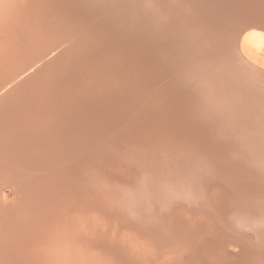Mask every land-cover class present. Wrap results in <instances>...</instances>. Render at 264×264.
<instances>
[{
    "label": "bare ground",
    "instance_id": "6f19581e",
    "mask_svg": "<svg viewBox=\"0 0 264 264\" xmlns=\"http://www.w3.org/2000/svg\"><path fill=\"white\" fill-rule=\"evenodd\" d=\"M249 2L251 1L75 0L68 2V0H51L46 2L45 0H0L1 82H4V80L13 81V78L18 73L19 69L21 73V63L23 62V60L26 61V58L28 60H31V58L33 60L34 57L38 58L39 56H42L48 50V48L50 50L51 46L52 50L56 46H62L61 48H63L62 50L60 49L61 52L58 55L56 54V51L58 50L53 51L56 54V58H51V56L55 54H51L47 51L51 54L50 58L48 56L50 60H46H49L47 63H44L43 66H41V64V67L38 66L40 69H38L37 67V71H35L36 69L33 70L35 71V73H31L32 75L27 82L22 81L21 83H16V85L12 88L10 87L12 84L9 83L10 90L2 94L3 98L0 99V106H3L0 107V175L4 176V179H6V177H13H11L10 174L11 172H13L12 168L15 165V161L13 162L14 158L11 159L13 157L14 150L20 151L23 162L31 167L32 165L40 163L43 166L45 165V163L47 164V162L52 159H55V161H59L60 156L62 157V155H66V160H68V162L63 160V156L62 160L64 162L59 163L57 168L58 170L59 166H63V171H59V169L58 172L54 175V182L58 186H56V188H61L66 183H68V180H70L73 175V180L75 179L80 183H82L83 181H87L86 183H88V185L92 187L94 179L93 181H91L92 178H88V175L90 173H93V175L95 174L94 172L99 169L98 164L104 157L105 159H109V156L120 157L123 159V162H133V159L137 157V155L135 154L137 150L134 148L136 151L134 152V149L130 145L133 144L136 146V144H143L145 148V145H147L148 142L150 144V142L152 141L151 144H153V141L156 139L158 143V140L160 139L161 143L163 144L159 143V145H161L162 147L164 146L165 148H158V144L157 148L159 150L157 148L154 149V147L149 146L155 151L153 152V150L151 149L152 151L150 153H153L151 157H149L151 154H146V156H144L146 157V159L142 163L143 165L141 166V170H143L146 175L148 173V175L146 176V181H142V178L145 179V174L143 175L140 170L139 172L142 173L140 176L141 180L138 179L139 177L135 178L136 182L137 179L142 182H140V185L137 184L138 186H141L139 187V192H137V190L135 189L137 195H131L133 197L128 196L130 198L127 199L123 198V200H128L124 203L123 208V210L126 208V214L129 211L130 213H134L135 215L136 212L138 217L137 211H140L142 213L145 209L146 211H148L146 212V214L142 215V217L148 218L145 224V229L151 230L153 232H150L152 233V235L154 233L159 234L162 231L164 232L170 229V227L167 229L166 227L164 228L162 225H160L161 220L159 219V212L157 211L162 204H160L159 207L154 204L152 192L158 190L157 192H153L156 195V193H158L162 189H164V191H166V189L163 187L158 188L157 186H177L176 188L174 187V192H171L176 193L177 196H182L184 193L183 191L186 189L184 188V183L190 177H195L194 179H196V181L194 182L197 183L195 192L197 193L198 199L195 203L198 208L204 209L208 206L207 202L209 200V192L211 191H209L208 188V183H210L208 182L209 178H216L218 176V173L221 171V169L224 168V166H226L228 169V171L226 170L227 174L230 173L229 175H232V178L229 177L230 180L227 182L225 180L226 178L221 177V179L224 180L222 183H227L226 186H223L225 188H228L227 191L229 192L230 196L231 194L232 196L234 194H239V191L241 190L238 189L246 188L245 195H247V197H243L244 201H242V203L244 204V202H248L251 208H263L264 119L263 121H261L263 124L262 129L260 130L258 126H256L257 124L253 125L252 123H255V120L258 116H262L261 118H264V99L262 97H259L258 100L253 103V105L259 108L254 112L253 110H250L248 108L241 107L243 106L241 100H239V103L241 105H239L238 108V102L236 100L239 99L238 93L241 92L239 88L242 86V88L244 89L250 86V74L245 68V63L250 65L257 64L264 67V61L261 60V58L263 57L261 51H264V23L249 22L248 20H245L247 23L246 26L241 25V27H237L238 20H241L235 18L238 15V12L240 11L241 14H244L247 13L246 11L253 8V5H251ZM255 2L256 3H254V7H258V2ZM46 5L48 6V8L49 6H51L52 8L53 6H55L54 10L50 9V11H48L49 9L44 8ZM73 13H75L76 15H74ZM36 16L38 17V20H35L36 22H34L33 18H35ZM118 20L122 22L125 21L124 25L122 24L120 26V22H118V25H116L115 23ZM122 27L125 28L123 29V31L127 30V27H131L132 32L130 31L131 33H129V35H123L125 33H123L122 31L120 33ZM234 28L238 30H236V33H238L233 35ZM100 31L102 33H99ZM108 37L110 40H114L115 42H105L106 39V41H108ZM206 44H208L207 46L210 45V49H206ZM87 45L89 46L87 51L83 53L79 52L82 47L84 48ZM106 47L107 50L112 51V53L108 54L106 51H104ZM173 52L175 53L174 55H172ZM176 53H178V57ZM104 55H108L110 57H105ZM233 62H238L237 67L232 68ZM191 63H194V66L192 68L189 67L191 66ZM186 67H189L190 69L188 72L185 71V69H187ZM131 69H136V71H133V73L135 72L134 75H131V73L129 72H132ZM193 69H196L197 71H204L205 73L201 72V75H195L193 73ZM249 71H252V69H249ZM128 72L131 76H133L132 79L130 78V83L137 82V80L140 81V79H142L146 80L149 84L142 82L145 85H143L142 83L138 85V81L136 83L137 85H135L136 87L134 88V86L131 85L132 83L130 84L128 81ZM22 73V75L17 74L16 76L20 75L22 77L25 74L23 70ZM20 76L19 79L17 78L16 80L19 81L21 79ZM24 77L25 76H23V78ZM109 77H116V79H119L121 82L124 81L128 83L123 84L124 86H118L119 88L116 89H112V86L105 87L103 82L105 80L107 81V78ZM156 85L158 86V89L156 88L155 90ZM126 86H129V88H131L132 86L134 89L129 90ZM5 87L8 88V85L5 84L4 88ZM149 87H152L153 90ZM135 89L139 90V92L137 93ZM141 91L142 93H140ZM244 94L242 93L240 95V99H244ZM160 98H164V100H167L164 102L165 105L161 102ZM249 105L250 104H248V106ZM186 108L187 110L185 111H187V114L184 117L182 116V114L184 109ZM237 108L242 112L234 113ZM136 114L138 115L136 116ZM151 118H154L153 121ZM102 127L104 128V131H102V133L105 135L104 137H107V139H109L107 142H110V145H108L107 147H103V145H101L98 150L93 151V149L96 148L94 146L97 145V136L101 135L100 134L96 136V132L99 128ZM90 132H95V135L92 133L90 134ZM171 133L173 137L170 138L169 135H171ZM149 134L150 137L148 136ZM84 140L89 149H87V147H84L83 149V144L81 142H83ZM114 140H116V142ZM242 145L244 147L243 149H241ZM137 146L138 147L136 148L140 150L141 146ZM91 147L94 148L92 149ZM144 148L143 150H145ZM82 149H92L91 151L93 152L86 154L87 152L85 150L84 152H86V155L83 157L84 152H81L83 154L82 156L80 153ZM166 149L170 154V157L168 160L166 159L165 161H162L160 158L163 157L162 154L164 153V150L166 151ZM240 149L241 151H237ZM183 151L187 153L185 154ZM210 153L212 154V157H209V155H211ZM144 154L145 153L143 152V155ZM134 155L136 156L134 157ZM65 162L67 163L64 164ZM20 167L22 168L23 166ZM51 171L53 170L51 169ZM76 171L87 173V175H85V177H80L79 175L81 173L78 175V172L76 173ZM204 171L207 173L210 172V175L213 176H204L202 174L204 173ZM224 171L225 170H223V172ZM38 173L39 174L36 179L32 178L34 181L32 184L30 183L31 185L24 187L23 189H21L22 187H20V191H24V194L20 193L22 196H24V201L22 200L24 203H22L21 200L18 201L20 204L17 202L18 205L16 204L17 206H15L12 211H5V208H2L3 205L0 206V235L3 234V236H1L3 237V239L1 238L3 242L0 244V264H42V261L47 260H54L61 263V258L63 259V261H66V259H70L71 263L68 264H116V262H113L111 258H107L108 256H102L103 254L105 256V254L112 253L111 247L113 246L114 242L112 238L113 236L110 238V241L108 239V244L104 240L103 242L101 241L102 243L105 242L104 244H106V246L104 247L100 244L101 246H103V251H100L99 247L98 251L96 250L97 253L99 252L97 254L93 252V250L95 249L92 248V243V246L90 245V248L92 249L86 247V245L88 246L90 244L89 241H85L88 240L89 237L84 238V241L81 240L79 242L77 241L79 238H75V236H78L76 230L75 233L77 235L74 236V234L70 232L72 230L68 229L69 227H67L68 230L64 229L63 231V228L60 226L62 225L64 227L63 221H66L67 217L65 218L66 215H64V220L62 217H60L62 219H60L59 221V214L57 210L60 211V209L63 208L62 212H64V209H66L67 207L69 209V206L72 205V201L75 197H77L76 200L82 199L83 196L81 195L84 193L85 189H79L78 187L71 190L70 181V185H67L70 186L68 187L69 189H66L67 187L65 189L61 188L62 190H59L61 194H59L58 192V196L62 195L63 193V198H66H60L61 200L58 199L57 201L56 197L55 199H50V197L47 196L45 199H42L41 195L42 200H39L40 202H38L40 204L43 201V203L41 204L40 208V206L36 205L35 200L33 199H35L36 192L39 189L47 188H45V183L42 181L48 175L41 174L40 172ZM52 173L54 174V172ZM140 173L138 174L140 175ZM68 174L71 175V177H69ZM223 174L220 175H223V177L227 176V174ZM99 175L101 177L100 173ZM87 178L90 180H88ZM103 178H106V176ZM109 179L110 177L108 178V182L104 184V186L106 185L109 187L110 184L107 185L109 183ZM73 180L72 186L74 182ZM158 180H160V182ZM110 181H112V179ZM84 182L82 183L83 185H80V187L84 186ZM11 183L19 185L21 181H12ZM90 183L92 184L90 185ZM11 185H13V188H15L14 184ZM211 186L212 184L210 185V188ZM135 187L137 186L135 185ZM101 188H103V186ZM151 188L152 190L154 188L157 189L150 192L149 189ZM93 190L94 188L92 189V191ZM92 191L89 193L91 194ZM99 191L101 190L99 189ZM147 191H149L150 193ZM215 191L213 192V194L215 193ZM114 192L115 191H113V193ZM116 192H118V194H116ZM116 192L114 193L115 195L111 194L112 197L116 195L118 196L119 194H124L119 193L121 192V190ZM107 193L108 191L106 192V195ZM44 194L46 195V192ZM104 194L102 195L101 193L100 195H102L103 197ZM161 194H157V197H159L158 195L161 196ZM170 194L168 195L170 196ZM100 195L98 194V196ZM79 196L81 197V199L78 198ZM93 196L91 194V199H93ZM240 197H242V195ZM232 198V202H230V205L234 203V196ZM110 199L112 198L110 197ZM154 199L156 198L154 197ZM116 200L114 202H116ZM178 200L179 199H177L176 201ZM238 200L241 201L242 198H238ZM92 201L91 204L90 201H87L88 203L86 205H92ZM101 201H107V199H100L99 202ZM239 201L236 200L235 202L238 203ZM33 203H35V206H38L40 209H38V207H35ZM158 203L160 202L157 201V205ZM0 204L3 203L0 202ZM52 204H57L56 210L55 208H52ZM105 204L106 203H101V205ZM219 204L222 203L220 202ZM225 204L226 203H223V205ZM97 205L100 204H98L97 202ZM121 205H123V203ZM168 205H164L162 208L164 209V207ZM187 205L189 206L190 204ZM215 205L217 204L215 203ZM118 206L121 207L119 204ZM193 207L194 206H192V208ZM9 208L11 209V207ZM78 208L79 206L77 207V209L72 208L73 211L77 210L76 212H78V214L76 215H80L81 213H83L82 209L79 208L78 210ZM92 208L90 211H92ZM104 208L106 210L105 206ZM151 208H154V210L151 211ZM155 208H157V210ZM239 208L242 207H238L237 204V209ZM231 209L228 210L231 211ZM87 210L89 209L87 208ZM99 210L98 208L96 209V211ZM105 210L103 209V212ZM116 210L117 209L114 210L115 213L117 212ZM80 211L82 212L79 214ZM100 211L102 212V210ZM107 211H109V209ZM188 212H190V210ZM193 212L196 211L193 210ZM209 212H211V210H209ZM66 213H68V210ZM109 213L111 214V211H109ZM237 215L239 216V214ZM242 215L245 214L243 213ZM84 216L82 215L80 217ZM170 216L171 215H169V219L172 218H170ZM198 216L200 219V215ZM134 217L137 221L138 219L136 218V216ZM207 217H209V215ZM241 217L242 216H240V218ZM133 218L130 220H133ZM212 218L215 220L214 217ZM224 218H227V216ZM135 219L133 220L134 222H136ZM61 220H63L62 223ZM82 220L83 218L81 219V221ZM124 220L123 223H125ZM221 220L219 222L222 224L223 222ZM247 220H249V218ZM51 221H53L54 223L52 230L47 226V224H49ZM73 221L75 222V220ZM143 221L145 222V218ZM174 221L175 220H173L172 222ZM227 221L228 220H226V222ZM76 223L78 222L76 221ZM196 223H199L198 220ZM115 224H117L116 228L120 226V223L118 224L116 222ZM129 224L132 225L134 223ZM221 224H218L219 227ZM66 225L67 224H65V226ZM209 225L211 226V224ZM212 225H214V223ZM88 226L89 224L87 225V227ZM177 226L180 227V225ZM177 226L174 225V227ZM91 227H93V225ZM108 227L107 231L110 232V230H108ZM221 227H223V225ZM100 228L101 227H99V229ZM137 228L139 230L140 226ZM142 229L139 230V232L144 230ZM243 229V231H245V227H243ZM260 229L261 226H259V230ZM55 230L57 231L55 232ZM138 230L136 232H138ZM234 230L236 231V229ZM180 231L181 233L177 235L178 238L174 235L175 237H170L172 238L170 239L169 236L171 234H166L170 239V244H173V242L175 241L176 244H174L173 247L177 246V248H179L182 246V249L184 246H186V248L184 249L186 251L183 252V255L189 256V259L185 260L186 257L184 258L181 252L179 253L176 250L177 248H172L173 250H175V255L171 256V258L176 257V259L172 263L171 259L170 264L192 263L190 256L193 257V250L195 246H199L195 245L199 240L198 239L195 241V238H198L197 236L190 237V235L185 232V227ZM232 231H227L228 236L230 235V233H234ZM116 232H119V230ZM227 232L224 233L227 234ZM260 232L263 231L260 230ZM111 234H109L108 236L110 237ZM166 234L164 233V235ZM244 234L246 235L248 234V232H244ZM56 235L60 237L59 241H54ZM142 235L143 233H141V236ZM259 235H261V233ZM121 236L122 234L120 235V237ZM135 236H137V234ZM150 236L151 234L148 235V237ZM210 236H212V234ZM154 237L155 238L151 236L150 238H146V240L153 242V244L151 243V245L153 246L151 249L153 254V258L151 260L153 262L151 264H159V262H161L160 260L164 256H161L162 249L164 248L161 247L162 245L160 246L162 242L161 239H164L166 236L162 237L160 234ZM254 237L256 238V236ZM244 238L240 237V239L242 240ZM140 239L141 237L138 240ZM203 239L201 238V240ZM90 241L94 242L95 240L90 239ZM96 242L94 243L96 244ZM166 242L167 241H165V243ZM248 242L253 243L251 241ZM224 243H226V241ZM74 244H80L81 246L80 248L75 247ZM170 244L168 243L169 246H171ZM257 244L259 245V242ZM164 246L167 247L165 244ZM222 247V244L209 247L207 251L205 250L207 253V257H205L206 259H196V257H194V263H197L200 260H204V262L206 260H211V263L215 264L219 259V262H222L221 259L223 257V254L225 253ZM118 248L120 249V247ZM130 249L133 250V248ZM260 249H262V245L260 246L259 250ZM124 250H126V248ZM91 251L93 252V254ZM205 251H202L203 254L205 253ZM71 252L76 253V259L74 258L75 260L73 259L74 255ZM68 253L72 255H69ZM165 253L168 255L167 252ZM79 257H82L84 259L80 263H78V261L82 260V258ZM118 259H120V261H117V263L119 264L120 262H122L121 260L125 261L126 257L124 254H121ZM141 259H143V257ZM254 261H259L258 263L264 264V259L261 257L256 258ZM132 262L133 261L131 260L128 263L132 264ZM135 262L137 263V261ZM149 262H145V264H149ZM125 263L126 261L124 262V264ZM139 263L142 264V260ZM168 263L169 262H167V264ZM205 264H208V262Z\"/></svg>",
    "mask_w": 264,
    "mask_h": 264
},
{
    "label": "rangeland",
    "instance_id": "374dc122",
    "mask_svg": "<svg viewBox=\"0 0 264 264\" xmlns=\"http://www.w3.org/2000/svg\"><path fill=\"white\" fill-rule=\"evenodd\" d=\"M46 2L47 1H51V0H45ZM51 6H49V8H48V6L46 5L44 8L45 9H49L48 11H50V9L52 10H54V7L55 6H53V8L51 7ZM44 9V10H45ZM173 13V12H172ZM74 15H75V13H73ZM34 19V22H36L35 20H38V17L36 16L35 18H33ZM105 20V19H104ZM100 22H102V21H100ZM118 22H120V26L123 24L124 25V23H125V21L124 22H122V21H120V20H118L115 24L116 25H118ZM80 24V23H79ZM102 24V23H101ZM132 25V24H131ZM131 25H128V26H131ZM101 27V26H100ZM129 28V29H128ZM122 30H120V33H121V31L123 32V33H125V34H123V35H126V34H128L129 35V33H131L132 32V28L131 27H127V30H125V31H123V29H125V28H121ZM131 31V32H130ZM99 33H102L101 31L99 32ZM104 34V33H103ZM113 39H115V38H113ZM107 40V39H106ZM105 40V42H108V43H110V42H115L114 40H110L109 39V37H108V41H106ZM64 45H65V43H64ZM64 45H63V47H64ZM208 44H206V49L208 50V49H210L209 48V46H207ZM53 47H55V46H53ZM62 46H56L53 50H52V46L50 47V50H49V48H48V52H50L51 54H55V52H53V51H55V50H58V51H56L57 53V55L58 54H60V52H61V50L63 49V48H61ZM88 45L87 46H85L84 48L82 47L81 49H80V51L79 52H81V53H83V52H85V51H87V49H88ZM205 47V46H204ZM61 49V50H60ZM174 50V49H173ZM175 50H176V48H175ZM46 51V52H47ZM104 51H106L108 54H110V53H112V51H110V50H107V47L104 49ZM44 53V55H42V56H39L38 58L36 57V58H33V60H32V58H31V60L29 59H25L27 62H26V64L24 65V63H21L22 64V70H23V72L25 73L23 76H25L24 78H23V76L21 77L20 75H22L23 73H22V70H21V73H20V69L18 70V73L17 74H20L19 76H20V78L22 79H20L19 81L18 80H16L17 78L19 79V76H16L15 74V77L13 78V81H8V80H4V82L2 83L1 81H0V99H2L3 98V93H6V91H9L10 90V87L12 88L13 86H15L16 85V83H21L22 81H24V82H27L28 81V79L30 78V76L32 75V74H34L35 73V71H37L38 69H40L38 66H40L41 64V66H43V64L44 63H46V60L47 59H49L50 58V56H51V54L50 53ZM78 52V51H77ZM56 54L55 55H52L51 56V58L53 57H55L56 58ZM175 53L173 52L172 53V55H174ZM178 53H176V55H177ZM261 54L263 55V57H264V51H261ZM48 56H49V58H48ZM105 57H110V56H108V55H104ZM179 55H177V57H178ZM40 57H41V60H40ZM261 58V60L262 61H264L263 59L264 58ZM20 58H22V57H20ZM23 58H24V55H23ZM39 59V60H38ZM35 60H37V61H35ZM43 60H45V61H43ZM50 60V59H49ZM48 60V61H49ZM47 61V62H48ZM23 62H24V60H23ZM35 62V63H34ZM103 62V61H102ZM37 63H38V65H37ZM36 64V65H35ZM35 65V66H34ZM24 66H26V67H24ZM40 66V67H41ZM194 66V63L192 64L191 63V66H189L190 68H192ZM261 66V65H260ZM36 67V68H35ZM37 67H38V69H37ZM189 67H186L187 69H185V71H189L190 69H189ZM263 67V66H262ZM24 68V69H23ZM34 68V69H33ZM26 69V70H25ZM36 69V70H35ZM31 70V71H33V70H35V71H33V72H29V71ZM132 70V72L131 71H129L130 73H131V75H134V73H133V71H136V69L135 70H133V69H131ZM194 70V71H193ZM192 71H193V73L195 74V75H201L200 73L202 72V73H205L204 71H197L196 69H193ZM28 71V72H27ZM181 71H184V70H181ZM128 72V74L129 75H127L128 77H129V83H130V78L132 79V77L133 76H131L130 75V73ZM28 73V74H27ZM32 73V74H31ZM27 74V75H26ZM203 76H205V75H203ZM207 78V77H206ZM142 79H140V81L139 80H137V82H131L130 84L132 85V86H134V88L136 87L135 85H139V84H141L142 82L143 83H146V84H149L146 80H142ZM6 81H8V82H6ZM122 82H124V81H122ZM119 79H116V77L115 78H113V77H109V78H107V81L105 80L104 82H103V84H104V86L105 87H108V86H112V89L113 88H119L120 86H124L123 84H126V83H128V82H124V83H122ZM9 83H11L12 85L10 86V84ZM137 83V84H136ZM142 83V84H143ZM5 84L6 85H8V88L7 87H5L4 88V86H5ZM119 84H121V85H119ZM143 85H145V84H143ZM10 86V87H9ZM114 86V87H113ZM119 86V87H118ZM131 86V88H129V86H126V87H128V89L129 90H131V89H134L133 87ZM149 88H151L152 90H153V88L152 87H149ZM156 88L158 89V86L156 85L155 86V90H156ZM4 89H7V90H4ZM136 90V89H135ZM136 92L138 93L139 92V90H136ZM140 93H142V91L140 92ZM140 96V95H139ZM141 97V96H140ZM218 97H220V96H218ZM165 98V97H164ZM164 98H160V100H161V102L165 105V101H167L166 99L164 100ZM254 99V98H253ZM253 99L251 98V96H247V97H244V100H243V104L245 105V106H248V104H250L248 107H250L251 106V104H253L252 103V101H253ZM126 101V100H125ZM246 101V102H245ZM248 101V102H247ZM0 107H3L2 105L0 106ZM245 108H247V107H245ZM185 110H187V108L186 109H184V111H183V114H182V116H184L185 117V115L187 114V111H185ZM134 112H137V111H134ZM133 112V113H134ZM235 112H242V111H239L238 109H236L235 111H234V113ZM139 114V113H138ZM138 114H136V116L138 115ZM141 114V113H140ZM149 115H150V113H149ZM148 115V116H149ZM241 115V114H240ZM258 116V115H257ZM262 116H258L257 118H256V120H255V123L257 124V125H261L262 124V122L261 121H263V119L264 118H261ZM236 118V117H235ZM132 119V118H131ZM152 119V121H153V119L154 118H151ZM133 120V119H132ZM131 121V120H130ZM104 127V126H103ZM99 128L98 129V131L96 132V129H95V132L97 133L96 134V136L97 135H100V136H97L98 137V141H97V145L96 146H94V147H96L95 149H93L92 147V149H93V151H95V150H98L99 149V147L101 146V145H103V147H107L108 145H110V142H107L109 139H107V137H104L105 135L102 133V131H104L103 129L104 128ZM115 128V127H114ZM95 132H90V134L92 133V134H94L95 135ZM100 132V133H99ZM89 134V135H90ZM93 136V135H92ZM149 137H150V134L148 135ZM169 137L171 138V137H173V135H172V133H171V135H169ZM85 139V138H84ZM146 139V138H145ZM82 141V140H81ZM115 142H116V140H114ZM113 142V141H112ZM152 142V141H151ZM151 142H150V144H149V142L147 143V145H145V148H144V145L143 144H136V146L135 145H130L133 149L135 148L136 150H137V152L135 151V149H134V152H136L135 154L137 155V157H135L136 155H134V157H135V159H133V162H128V161H122L123 159L122 158H120V157H111V156H109V159H105V157L102 159V161H100V163L98 164V168L99 169H97V171L96 172H94L95 174L93 175V173L91 174H89L88 175V178L90 177V179H91V181H93V179H94V181H93V184L92 183H90V185L92 184V187H90L89 185H88V183H86V182H84V186L82 187H80V185L83 183L82 181V183H80L79 181H76L75 179L73 180L72 178H74L73 176H72V178L70 179V180H68L69 182L71 181V187L70 186H67V185H70L69 184V182L68 183H66L64 186H62L61 188H63V189H65L66 187V189H69L68 187H70V189L72 190V189H75V188H78L79 187V189L80 188H84L85 189V191H84V195L82 194L81 196H83L82 197V199H81V197L79 196L78 198H80L81 200H76V198L77 197H75L74 198V200L72 201L73 203H72V205L71 206H69V209H68V207L66 208V209H64L65 211V213L67 212V210H68V213H64V212H62L63 211V208H61L60 209V211H61V213H60V211L59 210H57V212H58V214H59V221H60V219H62L63 217H64V215H66L65 216V218H66V221L64 220V218H63V220H61V223H62V221H63V223H64V227L62 226V225H60L62 228H63V231H64V229H66V230H68V229H71L72 231H70V232H72L73 234H74V236L75 235H77L78 234V236H75V238L76 239H78L77 241H81V240H85L84 238H88L89 237V239L88 240H85V241H89L90 242V244L87 246L86 245V247H88V248H90L91 246H92V244H93V246H92V248L93 249H95V250H93V252H95V253H97V251H98V249H99V247H100V251H103V246L105 247L106 246V244H104L105 242H107V244H108V242L111 240L110 238L112 237L113 238V246L111 247V250L112 249H115V248H117V246L118 247H120V251L119 252H121V253H119V255H113L112 253L110 254V253H108V254H105V256H104V254L102 255L103 257H106V256H108L107 258H111V260L113 261V262H116V264H118L117 263V261H120V259H118L119 258V256L121 255V254H124L125 255V257H126V263L125 264H131V263H128V262H130L131 260L133 261L132 262V264H140L139 262L142 260V264H145V262L146 263H148L149 261H151V262H149V264H151L153 261L151 260L152 258H153V254H152V251H151V249H152V245H151V243L153 244V242H151V241H148V240H146V238H150L151 236H153V238H155L154 236H156V235H160L161 234V236L162 237H165V238H167V239H161L162 240V242H161V244H160V246L163 248L162 249V253H161V256H163V258L160 260L161 262H159V264L161 263V264H167V262H169L168 264H170V260L172 259V261H171V263L176 259V257L175 258H171V256H174L175 255V250H173L172 248H174V249H176L177 248V246L175 247H173V245L174 244H176L175 243V241L173 242V244L171 243L170 244V239H172V238H170V237H177L178 238V236L177 235H179V233H181V231L180 230H183L184 229V227H185V232H187L189 235H190V237H198L197 239L195 238V241L196 240H198L199 241V243H198V241L196 242V244L195 245H199V246H195V248H194V250H193V253L195 254H193V257L192 256H190V258H191V261H192V263H190V264H205V263H207L208 262V264H214V263H211L212 261L211 260H206L205 262H204V260H200V261H198L197 263L195 262L194 263V261H195V258L194 257H196V259H198V258H205V257H207V253H206V251L209 249V247H213V245H219V244H222L223 245V247H222V249H223V251L225 252H223L224 254H223V257H222V259H221V261L222 262H219V260L217 261V263H215V264H240V263H242V264H260V263H258V262H256V261H254L256 258H263L264 259V248H263V245H264V210H263V208L261 207V208H251L250 207V204L247 202H244V204L242 203V201H244L243 200V197L244 198H246L247 197V195H245L246 194V188L244 189V188H240V189H238V190H241L242 191V193H241V191H239L240 193V195L239 194H234L233 196H234V203H232V205H230L231 203L230 202H232V200H231V198L233 197L232 196V194H231V196H230V194H229V192L227 191L228 190V188L226 189L223 185H225L226 186V184H225V182L224 183H222L224 180L223 179H221V177L222 178H226L225 180H226V182L227 181H229L230 180V178L229 177H231L232 178V175H229V174H227V172H226V170L228 171V169H227V167L226 166H224V168L223 169H221V173L219 172L218 173V179H217V177L215 178V177H213L214 179H210L209 177H212L213 175H210V172L209 173H207V172H205L204 171V173H202L204 176L205 175H208L209 177H207V178H209V181L208 182H210V183H208L209 184V186H208V188H209V191L211 192H209V200H208V202H207V204H208V206L207 207H205L204 209H201V208H198L197 206H196V201L198 200L197 199V193L195 192V187H196V184L197 183H195L194 181H196V179H194V178H192V177H190L185 183H184V188H186L183 192V195L182 196H177L176 195V193H172V192H174V189L177 187V186H169L168 185V187H166V186H157L158 188L159 187H163V188H165L166 189V191H164V189H162L161 191H159L158 193H156V195H155V193H153V192H157V191H153V190H155V189H157V188H154L153 190H152V188L151 189H149V191L150 192H152V198H153V201H154V204L156 205V206H158L159 207V205L160 204H162L159 208H158V211L157 212H159V219L161 220V223H160V225H162L164 228L166 227L167 229L170 227V229H168V230H166V231H162L161 233H159V234H156V233H154L153 235H152V231L151 230H149V229H145L146 228V222H147V219L148 218H146V217H144L145 218V222L143 221L144 220V218L142 217V215H144V214H146V212H148V211H146V209L145 210H143V213L142 212H140V211H137V213H138V217H137V214H136V212H135V215H134V213H130L129 211V213L127 212V214H126V211L127 210H123V208H124V203L126 202V201H128V200H123V198L124 199H127V198H130V197H133L134 196V194L135 195H137V193H136V190H137V192H139V190H140V188L139 187H141V186H138V185H140L142 182L140 181L141 180V178H140V176H141V174L143 173V175L145 174L144 173V171L143 170H141L142 168H141V166L143 165L142 163H143V161H145V159H146V157H144V156H146V154H151L150 152L153 150V152L155 151L154 149L155 148H157L158 146V148H160V149H163V148H165L164 146L162 147L161 145H159V143L160 144H163V143H161V141H160V139L158 140V143H157V141H156V139L153 141L154 143L153 144H151ZM82 144V147H83V149H84V147H87V149H89L88 148V146L85 144V140L83 141V142H81ZM157 144H158V146H157ZM137 145H139V147H140V150L138 149V148H136V147H138ZM154 145V146H153ZM113 146H114V143H113ZM147 146V147H146ZM149 146H151V147H154V149L153 148H150ZM162 148H161V147ZM143 148L145 149V150H143ZM148 148H149V150H148ZM157 148V149H158ZM167 148V147H166ZM241 148V147H240ZM244 147H243V145H242V148L241 149H243ZM81 150L80 151V153L82 152H84L85 150ZM92 149H90V150H86V152H84V155L81 153V156L83 155V157L86 155V154H89L90 152H93V151H91ZM152 149V150H151ZM241 149L240 150H237V151H241ZM138 150H139V152H138ZM143 150V151H142ZM147 150V151H146ZM159 150V149H158ZM5 151V150H4ZM146 151V152H145ZM149 151V152H148ZM143 152L145 153L144 155H143ZM185 154L187 153V152H185V151H183ZM86 153V154H85ZM167 153V154H166ZM142 154V155H141ZM153 154V153H152ZM152 154L149 156V157H151L152 156ZM211 154V153H210ZM64 156V159L62 158ZM139 156V157H138ZM162 156L163 157H161L160 159L162 160V161H165L166 159L168 160L169 159V157H170V154L168 153V151H167V149H166V151L164 150V153L162 154ZM62 157L60 156V158H59V161L58 160H56L55 161V159L53 160H49V162H47V164L45 163V165H43L42 166V164L40 163V164H36V165H32V167L31 166H29L28 164H25L24 162H23V160H22V158H21V153H20V151H17V150H14V154H13V157L11 158V159H13L14 158V160H13V162H14V166H13V168H12V171L13 172H11V174H10V176L12 177V178H7L6 177V179H4V176H2V175H0V202H2L3 204H0V206H2V208L5 210V211H12L13 210V208H15V206H17L18 205V201H24V196H22L21 194L23 193L24 194V191H20L21 189H23L24 187H27V186H29V185H31L32 183H33V179H36V177L38 176V172H40L41 174H44V175H48L47 177H45L44 178V180L42 181V182H44L45 183V188L46 189H44V188H41V189H39L37 192H36V196H35V199H33V200H35V203H36V205H38V206H40V208H41V204L43 203V201L39 204V202L44 198H46L47 196L48 197H50V199H55V197H56V199H57V201H58V199H64V198H66V197H64L63 198V193H62V195H59L58 196V192H59V190L61 189V188H56V184H55V182H54V175H55V173H57L58 172V170L59 171H63V169H64V167L63 166H59V169L57 170V168H58V165H59V163H62V162H64V161H67L68 162V160H66V155H62ZM209 157H212V154L211 155H209ZM136 158H137V160H136ZM142 158V159H141ZM163 158H164V160H163ZM64 161H63V160ZM106 160V161H105ZM111 160H113V161H111ZM135 160V161H134ZM141 160V161H140ZM21 161V162H20ZM140 161V162H139ZM55 162V163H54ZM67 162H65L64 164H66ZM21 163H22V165H21ZM40 165V166H39ZM57 165V166H56ZM61 165V164H60ZM121 165V166H120ZM16 166V167H15ZM20 166H23L22 168L20 167ZM39 166V167H38ZM52 166V167H51ZM54 166H56V167H54ZM114 168H113V167ZM88 167V166H87ZM121 167V168H120ZM31 168V169H30ZM33 168V169H32ZM54 168V169H53ZM126 168V169H125ZM27 169V170H26ZM51 169L53 170V171H51ZM48 170V171H47ZM141 170V172L142 173H140L139 171ZM223 170H225L224 172H223ZM23 171H25V172H23ZM29 171H32V172H29ZM80 171V170H79ZM92 171V170H91ZM116 171V172H115ZM122 171V172H121ZM127 171V172H126ZM129 171H131V172H129ZM50 172V173H49ZM52 172H54V174L52 173ZM78 171H76V173H77ZM10 173V172H9ZM8 173V174H9ZM19 173V174H18ZM24 173V174H23ZM27 173V174H26ZM81 172H78V175L80 174ZM99 173L101 174V177H100V175H99ZM127 173V174H126ZM129 173V174H128ZM138 173H140V175L138 174ZM146 173H147V171H146ZM223 173H225V175L227 174V176L226 177H223ZM31 174V175H30ZM114 174V175H113ZM202 174H200V175H202ZM220 174H223V175H220ZM85 175H87V173H81L79 176L81 177V176H83V177H85ZM128 175H130V176H128ZM133 175V176H132ZM137 175V176H136ZM143 175H142V177H143ZM147 175H148V173H147ZM146 174H145V179H143L142 178V181L143 180H145L146 181V176H147ZM220 175V176H219ZM30 176V177H29ZM68 176L69 177H71V175H69L68 174ZM96 176V177H95ZM106 176V178H107V180H106V178H103V177H105ZM119 176V177H118ZM136 176V177H135ZM25 177H26V179H25ZM27 177H29V178H27ZM110 177V179H109V183L107 184V185H109V187L108 186H104V184H106L107 182H108V178ZM113 177V178H112ZM131 179V181H130V179ZM139 177V178H138ZM33 178V179H32ZM67 178V177H66ZM87 178V179H88ZM135 178H138V179H140V180H138L137 179V182H136V180H135ZM12 179H14V180H12ZM25 179V180H24ZM90 179H88V180H90ZM101 179H105L104 181L103 180H101ZM112 179V181H110ZM194 179V180H193ZM219 180V181H217V180ZM7 180V181H6ZM31 180V181H30ZM72 180L75 182H73V186H72ZM128 180V181H127ZM184 180V179H183ZM192 182H191V181ZM211 180V181H210ZM14 182V181H17V182H20L21 181V183H19V185H17V184H15V183H11V182ZM26 181V182H25ZM90 181V182H91ZM103 181V182H102ZM134 181V182H133ZM159 182H160V180H158ZM185 181V180H184ZM215 181V182H214ZM11 184H14L15 185V188H13L14 186L13 185H11ZM23 182V183H22ZM25 182V183H24ZM99 182V183H98ZM111 182H112V184H111ZM136 182V183H135ZM139 182V183H138ZM141 182V183H140ZM144 182V181H143ZM28 183V184H27ZM31 183V184H30ZM96 183V184H95ZM101 183V184H100ZM102 183H103V185H102ZM86 184V185H85ZM97 186H95V185ZM102 185L103 186V188H101L102 186H100V185ZM138 184V185H137ZM171 184V183H170ZM212 184V186H211V188H213V189H211L210 188V185ZM219 184V185H218ZM221 184H222V186H221ZM22 185V186H21ZM59 185V184H58ZM83 185V184H82ZM99 185V186H98ZM112 185V186H111ZM135 185L137 186V187H135ZM214 185V186H213ZM55 186V187H54ZM192 186V187H191ZM20 187H22L21 189H20ZM40 187V186H39ZM58 187V186H57ZM74 187V188H73ZM96 187V188H95ZM106 187V188H105ZM108 187V188H107ZM175 187V188H174ZM226 189H224V188ZM88 188H89V190H88ZM91 188V189H90ZM94 188V190L92 191V189ZM105 188V189H104ZM115 188V189H114ZM172 188V189H171ZM15 189H19V190H15ZM84 189H81V190H84ZM99 189L101 190V191H99ZM110 189V190H109ZM117 189V190H116ZM136 189V190H135ZM190 189V190H189ZM219 189V190H218ZM42 190H44V191H42ZM46 190V191H45ZM62 190V189H61ZM98 190V191H97ZM103 190V191H102ZM105 190H106V192L108 191V193H107V195H106V192H105ZM119 190H121V192H119V193H124L123 195H116V196H114V197H112V195L116 192V191H119ZM123 190V191H122ZM215 190H217V191H215ZM17 191H19V192H17ZM47 191H49V192H47ZM56 191V192H55ZM92 191V196H93V199H91V194L89 193V192H91ZM96 191V192H95ZM110 191V192H109ZM113 191H115L114 193H113ZM125 191V192H124ZM133 191V192H132ZM134 191H135V193H134ZM149 191H147V192H149ZM172 191V192H171ZM186 191V192H185ZM191 191V192H190ZM215 191V193L213 194V192ZM263 191V190H262ZM46 192V195L44 194ZM94 192V193H93ZM100 192V193H99ZM128 192V193H127ZM131 192H132V194H131ZM149 192V193H150ZM223 192V193H222ZM243 192H245V193H243ZM21 193V194H20ZM38 193V194H37ZM54 193V194H53ZM96 193H98L99 195L102 193V195L104 194V196L105 197H107V198H105L104 196L102 197V195H100V196H98V194H96ZM125 193H126V196H125ZM162 193V194H161ZM171 193V194H170ZM190 193H192V194H190ZM196 193V194H195ZM217 193V194H216ZM225 193H227V194H225ZM48 194V195H47ZM59 194H61V192H59ZM90 194V195H89ZM112 194V195H111ZM116 194H118V192H116ZM157 194H161V196L160 195H158L159 197H157ZM168 194H170V196L168 195ZM176 196H175V195ZM211 194H213V195H211ZM41 195H42V199H41ZM44 195V196H43ZM50 195V196H49ZM109 195H111V196H109ZM115 195V194H114ZM131 195H133V196H131ZM172 195V196H171ZM225 195V196H224ZM239 195V196H238ZM242 195V197H240ZM22 196V197H21ZM38 196V197H37ZM52 196H54V197H52ZM66 196V195H65ZM121 196V197H120ZM128 196H130V197H128ZM162 196H163V198H162ZM228 196H229V198H228ZM236 196V197H235ZM20 197V198H19ZM38 199H37V198ZM96 197V198H95ZM101 197V198H100ZM110 197L112 198V199H110ZM154 197L156 198V199H154ZM181 197V198H180ZM221 197V198H220ZM240 199V198H242V200L241 201H239L238 200V198ZM2 198V199H1ZM161 198V199H160ZM217 198V199H216ZM223 198V199H222ZM237 198V199H236ZM36 199H37V201H36ZM60 199V200H61ZM100 199H107V201H101V202H99L100 201ZM116 200V202H114L115 200ZM177 199H181L180 201L178 200V201H176ZM195 199V200H194ZM220 199V200H219ZM223 201H222V200ZM233 199V198H232ZM40 200V201H39ZM85 200V201H84ZM90 201V204H91V201H92V205H86L88 202L87 201ZM112 200V201H111ZM120 200V201H119ZM192 200V201H191ZM239 201L238 203L237 202H235V201ZM5 201V202H4ZM22 201V203H24ZM39 201V202H38ZM77 201V202H76ZM84 203H83V202ZM109 201H110V204H109ZM157 201H159L160 203H158V205H157ZM177 203H176V202ZM192 203H190V202ZM211 201V202H210ZM213 201V202H212ZM18 202V203H17ZM97 202H98V204H100V205H97ZM120 202V203H119ZM173 202H174V205H173ZM222 203V204H219V203ZM241 202V203H240ZM7 205H5V204ZM8 203H9V205H8ZM35 203H33L34 204V206H35ZM55 203V202H54ZM77 203V204H76ZM83 203V204H82ZM101 203H106L105 205H101ZM107 203H108V206H107ZM123 203V205H121ZM209 203H212V204H209ZM215 203L217 204V205H215ZM223 203H226L227 204V206H226V204L225 205H223ZM236 203V204H235ZM246 203V204H245ZM17 204V205H16ZM20 204V203H19ZM116 204V205H115ZM118 204L121 206V207H119L118 206ZM169 204V205H168ZM187 204H190L189 206L187 205ZM237 204H238V207H242V208H239L240 210H243V211H240L239 209H237ZM242 204V205H241ZM93 205H95V206H93ZM164 205H168V206H166V207H164V209L162 208ZM181 206V208H180V206ZM211 205V206H210ZM220 205H221V207H220ZM239 205H241V206H239ZM14 206V207H13ZM38 206H35V207H38ZM52 206V208H55V210H56V206H57V204H55V205H51ZM79 206V208L80 209H82V211H83V213H81L82 211H80L79 212V214L81 213L84 217H80V216H82L81 214L80 215H76V214H78V212H76L77 210H74L73 211V209L72 208H74V209H77V207ZM88 206V207H87ZM100 206V207H99ZM102 206V207H101ZM104 206L106 207V210H105V208H104ZM153 206V205H152ZM173 207V208H171V207ZM192 206H194L193 208H192ZM217 206V207H216ZM229 206V207H228ZM9 207H11V209L9 208ZM92 207H94V208H92ZM95 207H97L98 208V210L100 209V210H102V212L99 210V211H96V209L97 208H95ZM168 207V208H167ZM175 207H176V209H175ZM225 207V208H224ZM30 208V207H29ZM39 207H38V209H40ZM79 208H78V210H79ZM87 208L89 209V210H87ZM91 208H92V211H90L91 210ZM117 209L116 211L118 212H120L121 214H123V215H121L119 212L117 213H115L114 212V210L115 209ZM171 208V209H170ZM216 208V209H215ZM232 208V209H231ZM251 209V211H250V209ZM43 209V208H42ZM59 209V208H58ZM94 209H95V211H94ZM103 209L105 210L104 212H103ZM109 209V211H111V214L109 213V211H107ZM120 209V210H119ZM156 210H157V208H155ZM160 209V210H159ZM181 209H184V210H181ZM215 211H213V210ZM223 209V210H222ZM231 209V211H229V210ZM238 211H237V210ZM247 209V210H246ZM260 209H261V211H260ZM84 210H85V212H84ZM151 211L152 210H154V208H151L150 209ZM149 210V211H150ZM155 210V211H156ZM169 212H168V211ZM171 210V211H170ZM190 210V212H188V211ZM193 210L194 211H196V212H193ZM209 210H211V212H209ZM236 210V211H235ZM246 210V211H245ZM123 211H125V212H123ZM181 211V212H180ZM202 211V212H201ZM207 211V212H206ZM235 212V214H234V212ZM94 212V213H93ZM140 212V213H139ZM171 212V213H170ZM183 212V213H182ZM229 212H231V213H229ZM241 212V213H240ZM246 212V213H245ZM253 212V213H252ZM89 213V214H88ZM198 213V214H197ZM215 213H216V215H215ZM219 213V214H218ZM233 213V214H232ZM245 214V215H242V214ZM263 213V214H262ZM1 214V213H0ZM3 214V213H2ZM99 214V215H98ZM116 214V215H115ZM117 214H118V217H117ZM131 214V215H130ZM165 214V215H164ZM167 214V215H166ZM177 214H179V215H177ZM189 214V215H188ZM212 214H213V216H212ZM230 214V215H229ZM237 214H239V216L237 215ZM114 215V216H113ZM163 215V216H162ZM169 215H171L170 216V218L171 219H169ZM173 215V216H172ZM177 215V216H176ZM192 217H191V216ZM198 215H200V219H199V216ZM209 215V217L211 218H209V217H207ZM234 215V216H233ZM74 216V217H73ZM87 216V217H86ZM101 216V217H100ZM108 216H110V217H108ZM130 216V217H129ZM134 216H136V218L138 219L137 221H136V219H135V217ZM167 216V217H166ZM214 217L215 218V220L212 218V217ZM218 218H217V217ZM227 216V218H224V217H226ZM240 216H242L241 218H240ZM251 216V217H250ZM60 217H62V218H60ZM92 217V218H91ZM103 217V218H102ZM106 217H107V219H106ZM134 217V218H133ZM229 217V218H228ZM232 217V218H231ZM244 217V218H243ZM71 218H72V220H71ZM83 218V220L81 221V219ZM115 220H113V219ZM121 218H122V220H121ZM133 218V220L135 219V221L136 222H134L133 220H130V219H132ZM162 218V219H161ZM174 218H176V219H174ZM216 218H217V220H216ZM223 219V220H221V219ZM249 218V220H247ZM263 218V219H262ZM78 219V220H77ZM87 219V220H86ZM125 219V220H124ZM202 219H204V220H202ZM219 219V220H218ZM228 220L227 222H226V220ZM251 219V220H250ZM73 220H75V222L73 221ZM107 220V221H106ZM111 220V221H110ZM123 220H124V222L125 223H123ZM127 220V221H126ZM164 220V221H163ZM173 220H175L174 222H172ZM197 220H198V222L199 223H196L197 222ZM214 220V221H213ZM222 221L223 223L221 224L219 221ZM234 220V221H233ZM242 220H245V221H242ZM247 220V221H246ZM76 221L78 222V223H76ZM106 221V222H105ZM121 221H122V223H121ZM141 221V222H140ZM168 223H167V222ZM210 221V222H209ZM213 221V222H212ZM216 221V222H215ZM249 221V222H248ZM256 221V222H255ZM73 222H74V224H73ZM82 222V223H81ZM109 222H113L112 224L111 223H109ZM120 223V226H118V228H116V226H117V224H115V223ZM134 223V224H129V223ZM163 222V223H162ZM204 222H206V223H204ZM233 222V223H232ZM244 222V223H243ZM248 222V223H247ZM254 222H255V224H257V225H255L254 224ZM49 223V222H48ZM52 223H53V221H51L49 224H47V226L49 227V228H51V230H52V228H53V226H54V223H53V225H52ZM105 223H107V224H105ZM177 223V224H176ZM214 223V225H212ZM218 223V224H221L220 225V227H219V225L216 224ZM231 225H230V224ZM65 224H67L66 226H65ZM89 224V226L87 227V225ZM91 224V225H90ZM170 226H169V225ZM204 224V225H203ZM209 224H211V226L209 225ZM244 224V225H243ZM245 224H247V225H245ZM249 224V225H248ZM52 225V226H51ZM74 225V226H73ZM93 225V227H91ZM98 225V226H97ZM102 225V226H101ZM106 225V226H105ZM110 225V226H109ZM115 225V226H114ZM172 225V226H171ZM174 225H180V227H174ZM188 225H190V226H188ZM193 225H194V227H193ZM202 225H203V227H202ZM223 225V227H221ZM51 226V227H50ZM81 226V227H80ZM109 226V227H108ZM140 226V229L139 230H141L142 228L144 229H142L143 231H141V232H139V230H138V228L137 227H139ZM227 226H230V227H227ZM259 226H261V231H263V232H260V230H259ZM66 227V228H65ZM67 227H69L68 229H67ZM72 227V228H71ZM99 227H101L100 229H99ZM102 227H103V229H102ZM104 227H105V230H104ZM107 227H108V230H110V232L112 233H110V232H108L107 231ZM172 227V228H171ZM215 227V228H214ZM236 229V231L233 229ZM243 227H245V231H243L244 229H243ZM255 227V228H254ZM82 228H84V229H82ZM89 228V229H88ZM110 228V229H109ZM112 228V229H111ZM181 228V229H180ZM217 228V229H216ZM221 228V229H220ZM233 229V231H232V229ZM257 228V229H256ZM55 229V228H54ZM94 229V230H93ZM138 230V232H139V235H138V232H136L137 230ZM225 229V230H224ZM77 231V234L75 233L76 231ZM82 232H81V231ZM101 230V231H100ZM115 230V231H114ZM119 230V232H116V231H118ZM134 230H135V232H134ZM221 230H223V231H221ZM229 230L230 231H232V232H234V233H230V238H229V236H228V232H229ZM54 231V230H53ZM57 230H55V232H56ZM74 231V232H73ZM86 231V232H85ZM98 233H97V232ZM124 231V232H123ZM167 231H169V232H167ZM180 231V232H179ZM228 231V232H227ZM79 232V233H78ZM95 232V233H94ZM101 232V233H100ZM105 232H106V234H105ZM114 232V233H113ZM150 232H152V233H150ZM214 232V233H213ZM220 232V233H219ZM224 232H227V234L226 233H224ZM236 232V233H235ZM240 232H241V235H243V236H241L240 235ZM243 232V233H242ZM244 232L245 233H247L248 232V234H244ZM92 233V234H91ZM125 233V234H124ZM126 233H128V234H126ZM141 233H143V235L141 236ZM164 233L166 234H168V235H170L169 236V238H168V236H167V234L166 235H164ZM208 233H210V234H208ZM261 233V235H259ZM109 234H111V236L109 237L108 235ZM118 234V235H117ZM122 234V236L120 237V235ZM133 234H134V237H133ZM137 234V236H135ZM151 234V236L150 237H148V235H150ZM200 234V235H199ZM212 234V236H210ZM220 234V235H219ZM225 234V235H224ZM239 234V235H238ZM252 234H254V235H252ZM90 235H91V237H90ZM95 235V236H94ZM104 235H106V236H104ZM124 235V236H123ZM175 235V236H174ZM227 235V236H226ZM248 235V236H247ZM1 236H3V234L2 235H0V244L3 242L2 241V239H3V237H1ZM87 236V237H86ZM94 236V237H93ZM116 236H118V237H116ZM126 236V237H125ZM130 236H132V237H130ZM144 236V237H143ZM206 236V237H205ZM225 236V237H224ZM236 236H237V238H236ZM239 236V237H238ZM254 236H256V238L254 237ZM101 237V238H100ZM141 237V239L140 240H138L139 238ZM143 237V238H142ZM203 239V240H201V238ZM214 237V238H213ZM240 237L241 238H244L243 240L242 239H240ZM261 237V238H260ZM262 237H263V239H262ZM2 238V239H1ZM115 238V239H114ZM136 238V239H135ZM211 238H213V239H211ZM258 238V239H257ZM59 239H60V237H58L57 235L55 236V238H54V241L56 240V241H59ZM90 239L91 240H95L94 242H96L97 240V242H96V244L94 243V242H92V241H90ZM102 239V240H101ZM108 239H109V241H108ZM117 239V240H116ZM121 239V240H120ZM129 239H131V240H129ZM210 239V240H209ZM227 239H228V241H227ZM100 240V241H99ZM103 240L105 241L104 243H102L103 242ZM127 240V241H126ZM204 240H205V242H204ZM207 240V241H206ZM223 240H224V242L226 241V243H224L223 242ZM237 240V241H236ZM258 240V241H257ZM259 240H261V241H259ZM52 241H53V239H52ZM102 241V242H101ZM117 241V242H116ZM122 241V242H121ZM143 243H142V242ZM148 241V242H147ZM165 241H167L166 243H165ZM211 241V242H210ZM248 241H251V242H253L254 243V245H253V243H249ZM136 242H137V244H136ZM140 242V243H139ZM149 242H150V246H149ZM203 242V243H202ZM259 242V245L257 244V243ZM92 243V244H91ZM119 243V244H118ZM138 243H139V245H138ZM144 245H142V244ZM168 243L171 245V246H169L168 245ZM235 243H237V244H235ZM243 243H245V244H243ZM103 245V246H101V245ZM117 244V245H116ZM134 246H133V245ZM147 244V245H146ZM164 244L167 246V247H165L164 246ZM181 244H182V242H181ZM201 244V245H200ZM211 244V245H210ZM228 244V245H227ZM252 244V245H251ZM75 245V244H74ZM91 245V246H90ZM97 245V246H96ZM137 245V246H136ZM229 245H230V247H229ZM257 245H258V248H257ZM262 245V249H260L259 250V248H260V246ZM80 244H76L75 245V247H79L80 248ZM94 246H96V247H94ZM130 246V247H129ZM148 246H149V248H148ZM200 246H202V247H200ZM234 246V247H233ZM247 246V247H246ZM98 247V248H97ZM126 248V250H124L125 248ZM139 247H140V249H139ZM144 247H145V250H144ZM182 247V246H181ZM181 247H179V248H177L176 250L180 253L181 252V254H182V256L185 258L186 257V259L185 260H187V259H189V256H187V255H183L184 253V251H186V250H184L185 248H186V246H184L182 249H181ZM197 247V248H196ZM208 247V248H207ZM245 247V248H244ZM250 247H252V248H250ZM256 247V248H255ZM92 248H90V249H92ZM97 248V249H96ZM130 248H133V250L132 249H130ZM234 248H235V250H234ZM90 249H89V251H90ZM172 249V250H171ZM200 249V250H199ZM229 249H231V250H229ZM237 249H239V250H237ZM97 250V251H96ZM134 250H136V251H134ZM150 250V251H149ZM164 250H165V252H167L168 253V255L164 252ZM206 250V251H205ZM233 250V251H232ZM262 250V251H261ZM148 253H147V252ZM195 251H197V252H195ZM202 251H205V253L203 254V252ZM231 251V252H230ZM92 252V251H91ZM93 252H92V254H93ZM105 252V251H104ZM124 252V253H123ZM125 252H127V253H125ZM140 252V253H139ZM174 252V253H173ZM202 252V253H201ZM254 252V253H253ZM261 252V253H260ZM72 253V252H71ZM99 253V252H98ZM97 253V254H98ZM103 253V252H102ZM163 253H165V254H163ZM236 253V254H235ZM251 253H253V254H251ZM69 255H74L73 256V259L75 258V254L76 253H72V254H70V253H68ZM152 254V255H151ZM172 254V255H171ZM112 255V256H111ZM232 255V256H231ZM241 255V256H240ZM109 256H111V257H109ZM136 256V257H135ZM139 258H138V257ZM145 256H146V258H145ZM147 256H150V257H147ZM168 256V257H167ZM198 256V257H197ZM230 256V257H229ZM238 256H239V258H238ZM112 257H116V258H112ZM143 257V259H141ZM169 258V259H167V258ZM60 258V257H59ZM79 258H82V257H79ZM128 258V259H127ZM131 260H130V259ZM135 258H136V260H135ZM146 260H145V259ZM235 258V259H234ZM252 258H253V260H252ZM76 259V258H75ZM74 259V260H75ZM194 259V260H193ZM206 259V258H205ZM225 259V260H224ZM230 259V260H229ZM77 260H78V258H77ZM84 259L82 258V260H79L78 261V263H80V262H82ZM168 260V261H167ZM223 260H224V262H223ZM232 260V261H231ZM62 261V262H61ZM61 263H59L58 261H54V260H47V261H42V264L43 263H47V264H68V263H71V261H70V259H66V261H63V259L61 258ZM122 262H120L121 264H124V262L125 261H123V260H121ZM135 261H137V263L135 262ZM139 261V262H138ZM203 261V262H202ZM65 262V263H64ZM165 262V263H164ZM119 263V264H120ZM154 264V263H153Z\"/></svg>",
    "mask_w": 264,
    "mask_h": 264
},
{
    "label": "water",
    "instance_id": "95a60500",
    "mask_svg": "<svg viewBox=\"0 0 264 264\" xmlns=\"http://www.w3.org/2000/svg\"><path fill=\"white\" fill-rule=\"evenodd\" d=\"M69 1H75V0H68ZM240 2H245V0H239ZM251 2H249L251 5H253V8H251V10H248L246 11L247 13H244V14H241L240 11L238 12V15L235 17V18H238V19H241V20H238V26L237 27H241L242 26H246V21L245 20H248L249 22H262L264 23V0H250ZM255 1L258 2V7H254V3H256ZM253 2V3H252ZM242 5V4H241ZM240 13V14H239ZM76 15V14H75ZM234 18V19H235ZM243 22V23H242ZM249 24V23H248ZM236 28L233 29V35L234 34H237L236 33ZM238 31V30H237ZM44 55V54H43ZM36 58V57H34ZM242 61V60H240ZM27 61H24V64L26 63ZM239 62V61H238ZM238 62H233L232 64V68L234 67H237V64ZM243 62V61H242ZM23 63V62H22ZM47 63V61H46ZM245 63V62H243ZM246 64V69H247V72L250 74L249 78H250V86L247 87V88H242V86L239 88L241 90L240 93H238L239 95V99H236L237 102H238V108H239V105H241L239 103V100H241V103L243 106L241 107H247L248 109L250 110H253V112L257 109H259L258 107H256L255 105L251 104L250 107L248 106H245L243 104V100L240 99V95L244 92H245V96L244 97H247V96H251V98H254L252 103H255L259 97H262L264 99V67L262 66H259L257 64ZM248 65V66H247ZM249 69L252 71H249ZM239 91V90H238ZM253 92V93H252ZM264 103V102H263ZM264 105V104H263ZM237 108V109H238ZM256 117V116H255ZM253 125H256V123H252ZM263 124V123H262ZM262 124L261 125H256L258 126L259 130L262 129Z\"/></svg>",
    "mask_w": 264,
    "mask_h": 264
},
{
    "label": "snow or ice",
    "instance_id": "6c2138e0",
    "mask_svg": "<svg viewBox=\"0 0 264 264\" xmlns=\"http://www.w3.org/2000/svg\"><path fill=\"white\" fill-rule=\"evenodd\" d=\"M111 251H112V254H113V255H119V251H120V250H119V248L117 247V248H115V249H112Z\"/></svg>",
    "mask_w": 264,
    "mask_h": 264
}]
</instances>
